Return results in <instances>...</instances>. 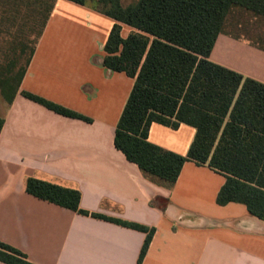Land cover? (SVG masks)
<instances>
[{"label":"crops","instance_id":"obj_1","mask_svg":"<svg viewBox=\"0 0 264 264\" xmlns=\"http://www.w3.org/2000/svg\"><path fill=\"white\" fill-rule=\"evenodd\" d=\"M115 23L89 5L55 0L19 92L12 103L1 95L0 242L34 264H137L147 233L98 214L155 228L142 264H264V221L244 204H217L224 175L188 161L169 183L116 147L135 80L103 64ZM120 25L124 39L135 31ZM210 60L264 84V50L243 36L219 34ZM23 91L89 120L61 115ZM196 133L184 123H153L148 139L187 155ZM29 177L77 189L87 214L29 194Z\"/></svg>","mask_w":264,"mask_h":264},{"label":"trees","instance_id":"obj_2","mask_svg":"<svg viewBox=\"0 0 264 264\" xmlns=\"http://www.w3.org/2000/svg\"><path fill=\"white\" fill-rule=\"evenodd\" d=\"M89 5L113 18L105 44L104 66L135 80L115 132V145L146 174L175 183L186 162L208 165L226 181L217 204H244L264 221V84L210 60L219 34L228 32L230 16L243 10L264 20V0H69ZM55 0L46 11L42 34ZM120 23L135 29L121 36ZM236 36H240L235 34ZM249 40V39H248ZM251 41V40H250ZM252 44L262 50L257 41ZM30 59L17 75L12 61L0 76V92L12 103L20 90ZM22 94L68 117L88 118L61 105L23 91ZM153 123L174 129L181 124L197 133L187 155L165 150L148 139ZM4 121L0 120V133ZM27 192L75 212L81 194L34 177ZM93 216L147 233L138 263L142 264L155 228L106 216ZM0 261L34 264L21 251L0 242Z\"/></svg>","mask_w":264,"mask_h":264},{"label":"rangeland","instance_id":"obj_3","mask_svg":"<svg viewBox=\"0 0 264 264\" xmlns=\"http://www.w3.org/2000/svg\"><path fill=\"white\" fill-rule=\"evenodd\" d=\"M136 0H123L128 5ZM52 0H0V76L13 61L17 75L34 48L43 29L46 11ZM228 32L257 41L264 46V20L243 10L231 14ZM0 99H3L0 92Z\"/></svg>","mask_w":264,"mask_h":264}]
</instances>
